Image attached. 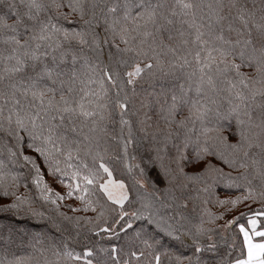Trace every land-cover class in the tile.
<instances>
[{
	"label": "snow or ice",
	"instance_id": "obj_1",
	"mask_svg": "<svg viewBox=\"0 0 264 264\" xmlns=\"http://www.w3.org/2000/svg\"><path fill=\"white\" fill-rule=\"evenodd\" d=\"M0 264H264V0H0Z\"/></svg>",
	"mask_w": 264,
	"mask_h": 264
},
{
	"label": "trees",
	"instance_id": "obj_2",
	"mask_svg": "<svg viewBox=\"0 0 264 264\" xmlns=\"http://www.w3.org/2000/svg\"><path fill=\"white\" fill-rule=\"evenodd\" d=\"M27 223L30 225H35V222H33V221H28Z\"/></svg>",
	"mask_w": 264,
	"mask_h": 264
}]
</instances>
